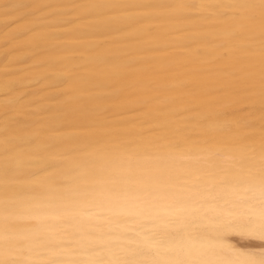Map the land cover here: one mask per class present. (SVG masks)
<instances>
[{
	"label": "bare ground",
	"instance_id": "obj_1",
	"mask_svg": "<svg viewBox=\"0 0 264 264\" xmlns=\"http://www.w3.org/2000/svg\"><path fill=\"white\" fill-rule=\"evenodd\" d=\"M0 264H264V0H0Z\"/></svg>",
	"mask_w": 264,
	"mask_h": 264
}]
</instances>
